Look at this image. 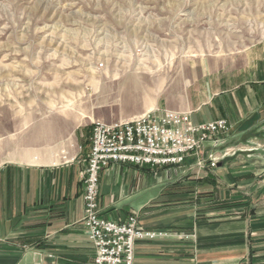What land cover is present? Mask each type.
<instances>
[{"label":"crops","instance_id":"obj_1","mask_svg":"<svg viewBox=\"0 0 264 264\" xmlns=\"http://www.w3.org/2000/svg\"><path fill=\"white\" fill-rule=\"evenodd\" d=\"M257 46L236 60L203 65L197 78L164 89L155 108L189 111L195 122L227 118L237 135H258L264 41ZM66 122L42 120L0 133V264H94L82 176L92 127L72 134ZM232 134L202 151L204 161L219 156L215 168L198 167L194 157L172 168L112 162L103 170L102 214L120 221L138 212L145 229L163 233L137 242L134 264H264V165H256V156H234L243 147L233 145ZM177 182L192 189L174 190ZM228 199L238 203L217 205Z\"/></svg>","mask_w":264,"mask_h":264},{"label":"rangeland","instance_id":"obj_2","mask_svg":"<svg viewBox=\"0 0 264 264\" xmlns=\"http://www.w3.org/2000/svg\"><path fill=\"white\" fill-rule=\"evenodd\" d=\"M263 41L264 0H0V133L61 118L73 134L134 118L203 65ZM256 128L229 134L243 147L234 156L264 165V123Z\"/></svg>","mask_w":264,"mask_h":264},{"label":"built area","instance_id":"obj_3","mask_svg":"<svg viewBox=\"0 0 264 264\" xmlns=\"http://www.w3.org/2000/svg\"><path fill=\"white\" fill-rule=\"evenodd\" d=\"M232 128L227 118L195 122L191 112L169 108H154L114 122H93L90 151L82 176L83 222L95 248L94 264H134L137 242L163 235L145 229L138 212L120 221L102 214L99 185L101 174L110 163H130L158 170L182 166L196 157L198 167L205 168L208 164L215 168L219 156L210 155L204 161L201 153L207 144L219 148Z\"/></svg>","mask_w":264,"mask_h":264}]
</instances>
